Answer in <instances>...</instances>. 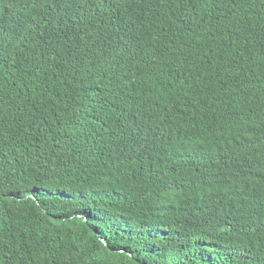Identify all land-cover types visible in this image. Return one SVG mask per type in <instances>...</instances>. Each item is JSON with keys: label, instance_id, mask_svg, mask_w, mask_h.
<instances>
[{"label": "trees", "instance_id": "obj_1", "mask_svg": "<svg viewBox=\"0 0 264 264\" xmlns=\"http://www.w3.org/2000/svg\"><path fill=\"white\" fill-rule=\"evenodd\" d=\"M0 264H264V0H0Z\"/></svg>", "mask_w": 264, "mask_h": 264}]
</instances>
